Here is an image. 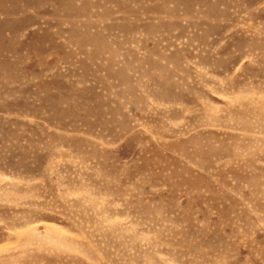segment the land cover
Instances as JSON below:
<instances>
[{
    "label": "rangeland",
    "instance_id": "374dc122",
    "mask_svg": "<svg viewBox=\"0 0 264 264\" xmlns=\"http://www.w3.org/2000/svg\"><path fill=\"white\" fill-rule=\"evenodd\" d=\"M0 264H264V0H0Z\"/></svg>",
    "mask_w": 264,
    "mask_h": 264
}]
</instances>
